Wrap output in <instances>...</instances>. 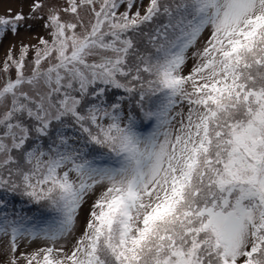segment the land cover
<instances>
[{
  "label": "snow or ice",
  "instance_id": "snow-or-ice-1",
  "mask_svg": "<svg viewBox=\"0 0 264 264\" xmlns=\"http://www.w3.org/2000/svg\"><path fill=\"white\" fill-rule=\"evenodd\" d=\"M26 20L47 38L0 61L5 264H264V0H36L0 40Z\"/></svg>",
  "mask_w": 264,
  "mask_h": 264
},
{
  "label": "rangeland",
  "instance_id": "rangeland-1",
  "mask_svg": "<svg viewBox=\"0 0 264 264\" xmlns=\"http://www.w3.org/2000/svg\"><path fill=\"white\" fill-rule=\"evenodd\" d=\"M36 2V0H0V16H8L9 10H11V15L16 13H22L24 16H28L30 13L31 5ZM42 2L47 3V0H42ZM147 2V0H145ZM123 10V9H121ZM31 25L29 28L28 26ZM39 36H45L46 32L42 27V21L39 20H26L20 27L19 32L13 36L10 32L0 40V61H2L9 50L10 47L15 45L18 47L21 42L34 45L37 43V38ZM15 52V48L13 49ZM91 200H89V205ZM83 230V221L77 228L76 235L78 236ZM74 242V238H70L68 241L69 246ZM43 246V242H32L22 241L20 250L25 252L33 251L35 248ZM7 257L2 252H0V264H5Z\"/></svg>",
  "mask_w": 264,
  "mask_h": 264
},
{
  "label": "trees",
  "instance_id": "trees-1",
  "mask_svg": "<svg viewBox=\"0 0 264 264\" xmlns=\"http://www.w3.org/2000/svg\"><path fill=\"white\" fill-rule=\"evenodd\" d=\"M33 210H35V208H33Z\"/></svg>",
  "mask_w": 264,
  "mask_h": 264
}]
</instances>
